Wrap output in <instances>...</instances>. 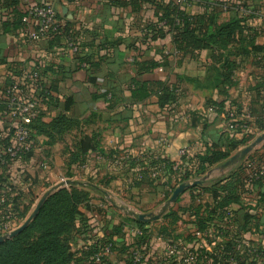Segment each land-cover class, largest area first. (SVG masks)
Returning <instances> with one entry per match:
<instances>
[{
  "label": "crops",
  "instance_id": "crops-1",
  "mask_svg": "<svg viewBox=\"0 0 264 264\" xmlns=\"http://www.w3.org/2000/svg\"><path fill=\"white\" fill-rule=\"evenodd\" d=\"M45 1L0 0V92L21 76L27 83L38 79L25 97V101L39 100L35 120L50 125L65 116L69 126L54 130L51 136L35 134L33 157L20 159L9 168L0 167L5 182L2 195L9 202L17 200L16 206L27 220L39 184L51 190L62 185L60 181H71L74 185L61 189L75 187L88 193L87 207H80L82 218L75 224L77 231L69 237L73 264H91L86 249L99 242L114 247L109 264L138 263L137 254L140 264H183L181 255L189 251L199 263L207 255L213 261L209 264H264V182L247 183L230 220L219 213L209 216L215 206L209 191H201L193 208L181 213L165 196L168 184L178 175L169 174L163 163L179 167L182 175L193 170L198 156L215 147L226 151L236 143L237 154L264 134V20L253 17L248 22L257 32L254 47L261 51L248 46L234 81L222 84L212 74L209 52L178 66L170 39L140 53L143 60L168 57L169 66L138 75L131 48L157 22L154 8L146 0H57L55 13L65 33L79 42V54L65 47L62 39L27 38L25 33L34 30V24L19 27L21 11ZM170 2L188 14L216 13L223 19L238 18L243 7L264 11V0H166L165 4ZM134 80L180 84L186 97L171 112L161 108L155 96L133 104ZM105 90L119 99H115L114 109L102 97ZM222 104L223 109L214 107ZM231 111L236 112V130L227 122L226 114ZM86 138L99 142V152L86 156L82 164L74 163L77 145ZM117 154L125 159L115 161ZM251 155L253 162L247 163L245 173L258 164V158H264V143ZM224 163L206 175L204 188L212 189L236 171V166L222 168ZM42 164L47 169L38 177ZM131 213L160 215V219L140 227ZM1 215L2 211L0 222ZM208 218L211 230H199ZM142 235L146 241L134 252ZM174 246L178 251L171 254ZM230 247L239 260L226 257L214 263L212 257L225 254Z\"/></svg>",
  "mask_w": 264,
  "mask_h": 264
},
{
  "label": "trees",
  "instance_id": "trees-1",
  "mask_svg": "<svg viewBox=\"0 0 264 264\" xmlns=\"http://www.w3.org/2000/svg\"><path fill=\"white\" fill-rule=\"evenodd\" d=\"M151 4L155 10L157 22L152 24L150 29H146L144 38L141 42L135 44L131 48V55L133 59V65L139 76H143L148 73H155L164 70L169 66L168 57H163L162 61L143 60L140 57V53L146 47H150L156 43H164L166 40H171L173 46V55L177 60V65L180 66L187 61H197L200 56L209 52L211 54L212 74H216V81L222 84L232 83L234 81V74L242 66V56L248 50V46L252 47L253 51H261L260 48L254 47V37L256 31L248 23L252 16L238 14V18L223 19L216 13H206L204 15H192L188 14L185 9H182L179 5L170 2L166 3V0H146ZM29 7H26L20 18V28H27V24L23 22V19L27 16ZM247 10L257 11L261 9H255L251 7H243ZM60 21V20H59ZM62 29L60 32L53 34L48 39H64L71 37L64 31V24L60 21ZM19 25V23L17 24ZM247 45V46H246ZM87 61L80 60V64L86 66ZM95 82L96 80H92ZM10 82V81H9ZM97 82V81H96ZM19 85V94L16 95L20 101H25V97L28 94V88L37 86L38 79L30 80L28 83L21 76L20 79H13L12 83L7 88L0 92V132L3 138L0 140V156L3 159H7V165L1 166V168H9L16 161L22 159L27 160L33 157V147L35 134H48L56 130H59L68 125V120L65 116H60L55 119L50 125L43 123L41 119L34 120L31 128L32 135L30 137V143L32 150L25 155H21L18 159L8 158L6 155V147L13 144V130L12 120L10 119V112L8 110V102L5 97L6 90L13 85ZM155 96L158 100V104L161 108L167 109L169 112L175 111L180 102L186 97L185 91L180 84H167L165 82H156L154 84L140 83L137 80L133 81V87L131 89V100L133 104L141 103L148 98ZM102 97L107 99V104L110 109H114L118 104L119 99L116 94L110 90H105ZM117 99V100H115ZM223 109L222 105H214V107ZM210 109L214 110L213 105ZM227 115V122L229 126L233 123V120ZM36 119V118H35ZM69 126V125H68ZM99 142L93 139H82L77 145V154L73 156L72 161L74 163H84L86 156L99 152ZM238 149V144L233 143L229 150L223 151L219 147H215L213 151H208L202 156H198L194 160V166L192 171L184 172L179 175L180 168L172 165L168 162H163L169 174L178 175L172 182L168 184L165 191L166 200H170L174 191L183 184H193L197 180L204 178L212 169L216 166L228 161L234 156ZM120 155L117 154L114 159L117 161ZM43 160V159H42ZM248 162H253V155L247 156L239 164L236 165V171L231 173L227 178L219 180L212 189L204 188V185L192 186L184 193L180 195L176 202L177 211L185 213L190 211L193 206L198 202L201 197V191L211 192L215 200V206L210 210V215L221 214L227 220L234 216V205L238 204L242 195L246 192L245 188L249 183L250 172L245 173L246 165ZM42 163V161H41ZM157 164V162H155ZM257 165L254 168H258L264 164V158H258ZM141 165V164H140ZM155 165V164H154ZM38 177L44 176L43 164L39 166ZM144 167L140 170L143 171ZM252 170V168H251ZM147 173V171H145ZM264 182V179L251 183V186H256ZM3 177L0 176V196L2 195V187L4 184ZM6 205L0 204V211H2L1 222H4V215L7 213V205L12 206V212L15 215L16 222L18 224L24 223L25 214L19 212V206H16L17 200L9 202L5 198ZM89 195L83 190H78L75 187L69 189H60L51 195L36 219L30 224V226L19 236L14 239L7 240L0 244V264H73L75 260V254L72 252L69 246L70 235L77 231L75 227L76 221L82 218L80 207H87ZM26 213L29 211L25 209ZM170 215L176 216L177 213L171 212ZM211 218H208L201 222L199 230L210 231L212 228ZM0 222V225L2 224ZM136 224L140 227H144L145 222H141L138 219L135 220ZM122 227L119 228V231ZM140 241H138L134 247V252L141 249V245L145 243L143 235ZM110 242H99L91 244L86 249L88 256L90 257V263L95 264L94 257L96 254L104 251L109 245L114 248ZM234 246H232L233 248ZM137 248V249H136ZM225 254L212 257L214 263L221 261V259L233 258V261H238L236 253L230 250ZM133 252V253H134ZM190 252V251H189ZM193 253V252H190ZM194 254V253H193ZM196 257V254H194ZM184 254L181 255V261L184 263ZM143 258L145 256H142ZM228 257V258H226ZM142 258V259H143ZM134 262V255L132 256ZM197 260V258H196ZM199 260V259H198ZM203 263L209 264L213 262L209 256L205 255L202 259ZM140 262L135 264H140ZM254 264V262L252 263Z\"/></svg>",
  "mask_w": 264,
  "mask_h": 264
},
{
  "label": "built area",
  "instance_id": "built-area-1",
  "mask_svg": "<svg viewBox=\"0 0 264 264\" xmlns=\"http://www.w3.org/2000/svg\"><path fill=\"white\" fill-rule=\"evenodd\" d=\"M56 1L57 0H46L39 6L29 8L28 14L23 19V22L27 25L34 24L35 29L25 33L27 38L31 39L32 41H40L60 32L62 27L54 10V3ZM242 13L243 15L257 18L260 21L264 20L263 10L252 11L243 8ZM63 41L65 47L69 48V50H71L73 53L79 54L80 44L77 40L66 37L63 39ZM18 94V84L8 88L5 93V97L7 98L8 102V110L10 112V119L12 120V127H14L12 135L13 144L6 147L5 150L7 157L11 159H18L21 155H25L32 150L30 143V137L32 135L31 126L37 116V109L39 107L38 99L33 98L30 101H20L16 97ZM210 111L213 110L210 109ZM228 116L231 120H233L230 128L232 130H236L238 128L236 112L231 111ZM2 138L3 135L0 132V140ZM182 154H186V150H183ZM124 159L125 156L123 155L119 158V161H123ZM0 165L2 167L6 166L7 159H3V157L0 156ZM43 167L47 169V166L44 165ZM261 179H264V164L251 170L249 175V183L251 184ZM6 203L7 201L5 197L1 195L0 204L6 205ZM19 227L20 225L16 222L15 215L12 212V206L9 204L7 205V213L4 215V222L0 225V232L7 236ZM111 251L112 246L109 245V247H107L104 251L96 254L94 257L95 264H109L108 256L111 254ZM177 251L178 250L176 246L172 247L170 250L171 254H175ZM184 255L185 264H198L193 253L185 252ZM136 257L137 262H140V256L137 254Z\"/></svg>",
  "mask_w": 264,
  "mask_h": 264
},
{
  "label": "water",
  "instance_id": "water-1",
  "mask_svg": "<svg viewBox=\"0 0 264 264\" xmlns=\"http://www.w3.org/2000/svg\"><path fill=\"white\" fill-rule=\"evenodd\" d=\"M264 143V134L260 137H258L252 144L232 156L228 161H226L223 165L222 168H231L239 164L242 160H244L247 156H249L254 150H256L260 145ZM208 176L203 178L202 180H197L193 184H183L180 185L173 193L172 197L169 200V204H175L180 197L182 193H184L186 190L191 188L192 186L196 185H201L203 182L208 180ZM72 186L74 185V182L67 181L64 182L62 185L55 187L54 189L49 190L44 197L40 200L38 205L36 206L35 210L33 213L30 215V217L16 230L8 234L7 236H2L0 237V244L6 242L7 240L14 239L15 237L19 236L22 234L29 226L30 224L36 219L38 214L40 213L42 207L46 203L47 199L53 195L55 192L60 190L63 186ZM130 216L137 218L141 222L145 223H150V222H155L160 219V215H155V214H135L131 213Z\"/></svg>",
  "mask_w": 264,
  "mask_h": 264
},
{
  "label": "rangeland",
  "instance_id": "rangeland-1",
  "mask_svg": "<svg viewBox=\"0 0 264 264\" xmlns=\"http://www.w3.org/2000/svg\"><path fill=\"white\" fill-rule=\"evenodd\" d=\"M123 156V155H120ZM63 181V180H62ZM60 183L63 184V182L60 181ZM50 189H48L46 186H43V184H39L37 189L35 190V194L33 195V205L31 206L32 212L35 210L36 206L38 205V203L40 202V200L44 197V195L49 191ZM23 224V223H22Z\"/></svg>",
  "mask_w": 264,
  "mask_h": 264
}]
</instances>
